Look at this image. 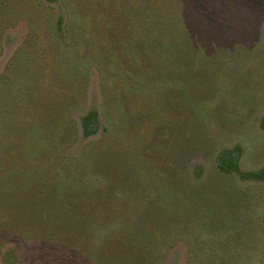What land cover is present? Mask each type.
Returning a JSON list of instances; mask_svg holds the SVG:
<instances>
[{
	"label": "trees",
	"instance_id": "1",
	"mask_svg": "<svg viewBox=\"0 0 264 264\" xmlns=\"http://www.w3.org/2000/svg\"><path fill=\"white\" fill-rule=\"evenodd\" d=\"M41 2L65 10L44 41L35 25L46 18ZM191 3L0 0V55L5 30L20 20L29 28L0 75V264L5 246L16 264H164L175 241L188 264L264 254L242 227L250 206H228L235 189L197 184L202 166L189 169L213 146L209 129L223 125L224 88L247 74L237 58L197 56L204 28L188 19ZM94 66L102 107L78 126L72 112L86 103ZM80 132L89 143L67 155ZM214 166L222 176L262 179L241 173L231 156L218 154Z\"/></svg>",
	"mask_w": 264,
	"mask_h": 264
},
{
	"label": "rangeland",
	"instance_id": "2",
	"mask_svg": "<svg viewBox=\"0 0 264 264\" xmlns=\"http://www.w3.org/2000/svg\"><path fill=\"white\" fill-rule=\"evenodd\" d=\"M38 1L41 0H28L27 6L36 5ZM41 4L47 6L46 18L37 19L35 25L41 28L44 41L48 33L47 26L52 29L57 19L64 16L65 10L59 2L56 4L41 2ZM187 17L189 20L195 19L205 30L200 29L202 37L199 52H196L199 58L206 59L209 54L218 53L217 60H221V63L237 58L238 65L247 69L242 85L230 83V88H224L230 96L224 95L223 98L225 112L223 125L220 126L218 122V125L215 124L209 129L213 146L209 149L208 155L203 154L191 162L189 169L195 172L197 166H202L201 179L196 180L193 177L197 184L204 185L209 180L211 187V184H216L218 181L225 187L235 189V193L230 194V191L227 193L229 194L227 205L232 206L235 203L239 205L245 202L250 206L252 212L248 215L245 224L244 221L242 222V227L249 232L254 230L253 238L258 241V245L264 246V232L261 233L264 231L261 224V217L264 214V0H192ZM28 33L29 28L24 20L5 30L2 36L0 75L15 51L26 41ZM36 52L40 53V48H37ZM224 82H221L222 88L225 86ZM100 85L98 70L96 66L91 67L86 103L82 110L72 112L78 126L85 114L94 109L101 110L103 98ZM100 126L102 127V122ZM101 127L99 133L103 132ZM148 127H150L148 123L140 125L134 131L133 137L143 134ZM97 139H99L98 135L93 140ZM88 143L89 141L84 139L80 132L78 140L67 150V155H79ZM218 154L225 158L233 157L241 173L260 172L262 179L242 181L238 176H222L214 166ZM236 234L237 227L233 232L225 230L223 239L229 242ZM18 257L14 247L5 246L1 258L6 264H16ZM220 261L229 263L234 259ZM237 262L264 264V254L251 252L249 255V251H244L243 257L237 258ZM164 264H188L186 248L182 242L175 241L168 251Z\"/></svg>",
	"mask_w": 264,
	"mask_h": 264
}]
</instances>
